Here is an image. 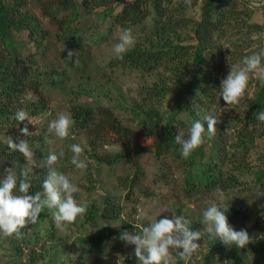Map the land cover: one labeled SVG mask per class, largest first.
<instances>
[{
	"label": "rangeland",
	"instance_id": "1",
	"mask_svg": "<svg viewBox=\"0 0 264 264\" xmlns=\"http://www.w3.org/2000/svg\"><path fill=\"white\" fill-rule=\"evenodd\" d=\"M2 1L10 4L16 0ZM61 1L20 0V12L28 16L27 27L11 32L8 47L26 61L34 78L41 81L40 94L30 91L29 97L42 96L47 105L42 112L29 117L32 121L27 122L29 136L20 133L23 126L17 122L0 127V139L5 142L16 137L26 139L34 153L29 166L39 174L48 175L47 167L41 165L49 151L62 149L65 155L53 167L76 185L74 198L87 205V212L75 222L61 226L52 215L56 210L44 208L45 217L39 215L34 223L29 222L27 235L0 234V264H137L135 246L119 238L124 230L142 233L143 227L155 219L171 218L172 214L183 215L190 221V227L202 221L203 211L212 203L229 207L226 213L229 224L235 230L246 229L250 236L246 247L228 245L217 255L216 262L236 264V259H242L245 264H264V252H259L264 249V184L257 181L259 171L264 168V122L250 125L253 133L245 147H235L240 142L237 130L244 125L263 81L250 77L245 95L237 104H226L220 90L221 80L226 78L231 65L264 49V0H256L258 7H251L247 0L253 16L249 17L248 10L243 9L222 28L221 35L216 32L205 43L212 53L208 64L214 77L211 108L189 103L181 85L172 88L159 107L166 116L184 120L189 126L195 120L205 123L203 143L187 158L181 155V148L179 155L172 151L158 153L154 136L144 129L141 120L144 115L135 111L150 109L152 103L142 93L146 87L155 85L158 78L170 76L172 70L143 72L122 60L125 52L121 56L115 54L113 46L119 42L121 32L129 29L114 23L112 12L116 4L82 7L80 15L72 19L75 12L71 7L64 9ZM205 3L192 0L191 7L186 6V15L201 20ZM119 9L116 7L115 13ZM252 23L263 29H253ZM151 24L149 17L143 24L130 28L135 44L127 51L136 45H147L146 37L155 31ZM175 37V45L197 44L191 26ZM69 49L74 50L72 58L67 57ZM79 105L110 107L123 124L140 131L132 151L124 154L119 136L100 126L101 113L90 130L75 122L63 140L48 132L49 122L59 113L70 114L74 120V106ZM208 115L218 120L211 135L204 120ZM187 137L185 133L184 138ZM72 144L83 148L80 159L86 162V169L71 164ZM219 145L223 146L220 157L224 156L225 161L216 166V157L210 154ZM218 170L226 176L234 175L235 181L224 184L219 178L216 184H206L208 177L212 180L219 177ZM188 179L193 186L187 184ZM109 198L116 204L110 216L105 203ZM211 240L206 233L202 235L197 241L198 250L182 264H205ZM259 241L261 247L255 250L253 245ZM178 251L170 249L169 264H176Z\"/></svg>",
	"mask_w": 264,
	"mask_h": 264
},
{
	"label": "trees",
	"instance_id": "2",
	"mask_svg": "<svg viewBox=\"0 0 264 264\" xmlns=\"http://www.w3.org/2000/svg\"><path fill=\"white\" fill-rule=\"evenodd\" d=\"M61 2V5H64V9L71 7L75 12L72 19L80 15L79 9L82 7L87 9L90 6L116 4V7H120V9L119 12L115 13V7V11L112 12V18L114 23L123 28H134L146 22L149 17H152L151 26L155 31L146 37L145 44L147 45H136L125 52L121 58L129 65L147 73H153L158 69L167 70L168 68L172 70L170 76H164L162 79L158 78L159 80L157 79L155 85L146 87L147 89L142 93V95L145 94L149 97L150 103L154 104V106L149 104L150 107H148L150 109L142 112L135 111L138 112V115H144L141 120L144 123L146 133L153 135L155 138L154 147L156 151L158 153L172 151L179 155L181 145L175 140L177 129L183 130L184 134L188 135V130L191 126L184 120L166 116L159 107L170 94L172 88L176 85H181L184 86L183 92L189 103L197 104L207 110L211 108L209 98H211L210 89L214 85V77L208 69V64L210 63V58H212V53L209 51V46L205 47V43L207 44L206 41L215 35L214 33L218 32L217 34L221 35L222 28L232 18L236 19L239 13L244 11L243 9L248 10L247 14L249 17L253 16V10H250L247 0H242V3H239L238 0H205V6L202 9V19L199 21L186 15L187 5L182 0H62ZM19 6L20 0L10 4H5L0 0V127L16 124L18 121L14 118V113L18 109L26 110L30 117L42 112L47 105L42 96L37 98L29 97L28 93L30 91L40 94L41 81L34 78L26 61L20 59L8 47L7 39L11 32L15 29L27 27L28 16L20 12ZM190 26L197 35L196 46L175 45V35H178L183 28ZM251 26L256 30L263 29V26L257 23H252ZM144 27L146 28V26ZM30 30L32 33L33 28ZM169 37H172V39L169 40ZM5 50L8 54L5 53ZM262 110H264V81L244 125L237 130L240 142L235 147H245L244 143L248 141L253 133L251 132L253 130H249L250 125L254 126L258 123L257 115ZM99 113H101L100 116L102 118L100 126L112 129L123 144L122 152L124 154L130 153L140 131L123 124L112 108L74 106L73 117L79 127L90 130ZM26 123L27 121L21 122V125L24 127ZM204 138L205 136L203 135ZM12 139L14 142L19 140L17 137ZM7 142L0 139V179L6 175L7 169L11 168V171L17 175L22 169H28L27 179L31 184L28 194L34 195L38 191L42 192L43 180L47 177V174H39V171L31 170L25 157L19 151L10 149ZM222 151H224L222 145L216 146V148L211 150L210 156L215 155L216 166L225 161L224 156L223 158L220 157ZM225 153L227 152H224V155ZM235 155L236 152L233 151L231 156L234 157ZM218 171L219 177H215V180H212V177H208L206 184H216L219 178L223 180L224 184H232L235 181L236 177L234 175L226 176V173H221V170ZM257 181L260 184H264V168L259 171ZM187 184L193 186V182L189 179ZM105 203L106 211L109 212L108 215L113 213L116 209V204L113 200L109 198ZM48 210L51 211L50 209ZM238 210L235 213H238ZM46 213L47 211L43 209L39 215L45 217ZM28 227L27 225L21 229L20 235H27ZM190 228L203 232L201 222H195ZM259 247H261V241L258 244L255 242L253 248L257 250ZM226 248H228V245L222 243L218 238L212 239L211 248L205 257V264H218L216 262L217 255ZM259 252H264V249L259 250ZM182 261L183 259L178 256L176 264H182ZM234 263L245 264L242 259H236Z\"/></svg>",
	"mask_w": 264,
	"mask_h": 264
},
{
	"label": "clouds",
	"instance_id": "3",
	"mask_svg": "<svg viewBox=\"0 0 264 264\" xmlns=\"http://www.w3.org/2000/svg\"><path fill=\"white\" fill-rule=\"evenodd\" d=\"M191 7L192 0H185ZM251 7L260 6L256 0H250ZM135 37L132 30L124 29L119 42L113 46V51L117 56H121L129 47L134 46ZM74 50H67V57L72 58ZM264 49L259 52L247 55L242 62L231 65L226 78L221 80V97L226 104H237L244 97L250 77H255L264 81ZM78 63V60L76 61ZM14 118L18 122L27 121L32 124L29 114L24 109H18L14 113ZM259 121L264 122V110L257 115ZM207 132L214 134L218 120L212 115L205 116ZM75 121L70 114L59 113L57 117L48 124V132L63 140L69 136L70 128ZM20 133L27 137L31 133L26 123L20 129ZM205 133V123L200 120L193 121L188 130V137L185 139L184 131L177 129L175 140L181 145V155L187 158L193 150L203 143ZM8 147L13 151H19L26 161H31L34 155L26 139H19L14 142L8 140ZM71 164L77 169H86L87 164L80 159L83 148L80 144H72ZM65 155L64 151L50 150L44 157L48 175L43 180L42 192L38 191L34 195H29L31 187L27 177L28 169H22L17 175L7 169L6 175L0 179V234L4 236H19L21 229L29 222L34 223L39 214L46 207L55 209L52 213L54 219L63 226L75 222L78 216L87 212V205L78 203L74 198V193L78 188L73 184L68 176L57 171L53 166ZM219 191V189H217ZM229 207L223 204L212 203L203 211V232L192 230L190 221L183 215L172 214L171 218L165 216L155 219L148 226L143 227L142 233L124 230L120 239L129 245H134V255L137 264H169L170 249H179L177 255L187 261L199 248V243L203 234H207L209 239H219L225 245H235L238 248L246 247L250 242V236L246 229L235 230L228 222L226 213ZM135 227V225H134Z\"/></svg>",
	"mask_w": 264,
	"mask_h": 264
}]
</instances>
